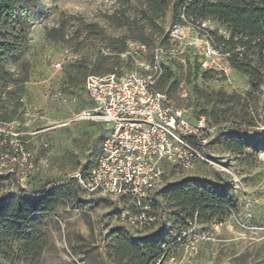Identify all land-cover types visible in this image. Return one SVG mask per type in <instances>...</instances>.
<instances>
[{
	"label": "rangeland",
	"instance_id": "1",
	"mask_svg": "<svg viewBox=\"0 0 264 264\" xmlns=\"http://www.w3.org/2000/svg\"><path fill=\"white\" fill-rule=\"evenodd\" d=\"M35 2L21 23L22 51L4 61L16 82L0 83V125L18 133L34 169L21 181V170L2 159L7 146L0 137V197L57 184L71 192L31 232L48 239L41 258L33 263L23 254L0 263L110 264L106 236L117 231L131 241L165 238L154 264H264V71L253 90L249 78L230 66L215 37H227L229 28L212 17L183 18L184 40L178 42L171 36V5L153 17L145 0ZM207 41L210 57L202 54ZM207 70L210 79L204 78ZM128 72L152 74L153 87L169 105L216 126L203 150L207 161L189 169L164 163V186L190 180L228 197L234 211L173 230L165 223L172 209L159 197V221L138 234L117 218V200L83 188L81 180L109 132L103 122L78 119L92 106L85 79Z\"/></svg>",
	"mask_w": 264,
	"mask_h": 264
},
{
	"label": "built area",
	"instance_id": "2",
	"mask_svg": "<svg viewBox=\"0 0 264 264\" xmlns=\"http://www.w3.org/2000/svg\"><path fill=\"white\" fill-rule=\"evenodd\" d=\"M171 36L183 42L182 25L174 24ZM207 44L202 54L210 57L213 49ZM153 82L149 73L88 75L84 91L92 106L78 117L109 128L93 166L81 180L83 188L117 200V218L138 234L152 229L160 219L158 193L164 187V163L189 169L207 161L203 150L216 132L204 116L191 120L182 108L169 105ZM8 126L0 125V137L7 146L4 156L0 154L21 170L22 181L34 165L24 142Z\"/></svg>",
	"mask_w": 264,
	"mask_h": 264
},
{
	"label": "trees",
	"instance_id": "3",
	"mask_svg": "<svg viewBox=\"0 0 264 264\" xmlns=\"http://www.w3.org/2000/svg\"><path fill=\"white\" fill-rule=\"evenodd\" d=\"M145 2L153 17L159 16L171 5L175 24H182L183 18L212 17L226 25L229 35L215 34L218 39L216 47L227 54L232 68L249 78L253 90L259 87L264 71V0ZM35 6V0H0V83L16 82L5 69L4 61L22 51L26 37L21 23L32 15ZM210 72H205V79L212 78ZM19 190L27 195L11 193L0 197V259L14 261L24 254L35 263L47 247L48 239L43 234L33 235L31 232L40 227V217L52 213L59 202L69 196L71 189L57 184L31 193ZM158 196L167 209H172L165 215V223L173 230L186 227L188 221L205 223L236 208L228 197L190 180L164 186ZM106 238L110 264H154L164 253L165 238L158 236L145 235L131 241L112 231Z\"/></svg>",
	"mask_w": 264,
	"mask_h": 264
}]
</instances>
